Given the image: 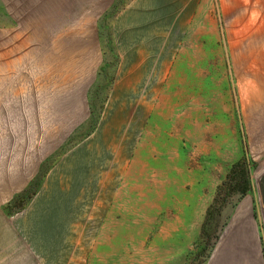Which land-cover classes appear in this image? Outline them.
I'll return each mask as SVG.
<instances>
[{
  "label": "rangeland",
  "instance_id": "1",
  "mask_svg": "<svg viewBox=\"0 0 264 264\" xmlns=\"http://www.w3.org/2000/svg\"><path fill=\"white\" fill-rule=\"evenodd\" d=\"M126 1L117 0L98 21L105 56L85 101L67 91L60 48L54 59L44 47H30L3 68L0 0V264H209L237 207L256 190L264 100L258 70L242 66L261 57L243 20L259 0H193L183 27L172 18L168 29L165 19H150L147 30L162 28L164 35L154 38V83L138 85L132 109L114 104L122 132L104 134L115 114L107 101L120 62L111 22ZM65 20L58 14L59 32ZM41 22L44 35L49 0H42ZM243 169L252 183L241 195ZM52 172L59 180L51 187L74 190L57 197L73 202L67 212L44 203L55 199L44 197ZM112 172L116 180L103 179ZM65 224L75 227H56Z\"/></svg>",
  "mask_w": 264,
  "mask_h": 264
},
{
  "label": "crops",
  "instance_id": "2",
  "mask_svg": "<svg viewBox=\"0 0 264 264\" xmlns=\"http://www.w3.org/2000/svg\"><path fill=\"white\" fill-rule=\"evenodd\" d=\"M116 1L93 0L94 5L90 6V0H86V2L84 0H49L51 27L43 35L41 25L42 0H2L1 53L3 68H12L13 62L20 61L30 47L36 52H41L42 47H44L54 59L60 48L59 50L63 53L61 58L64 60V66L67 69V82H71L70 85L73 86L67 91L78 93L81 100L86 101L88 93L98 83L101 76L100 70L103 67V57L105 56L100 38L101 34L98 30V21ZM82 3V12H74L77 11V6ZM192 3L193 0H128L123 4V7L117 10L118 12L111 22L110 33L120 62L115 70L113 87L107 101L109 102L107 103L109 105L108 111L113 109L115 114H112L113 119H110L112 123L103 126L104 134L122 132L124 123L116 121L120 112L119 114L116 112L114 104L119 101L129 103L132 100L137 101L138 85L148 83L152 85L154 83V38L164 35L162 28L157 30L156 34L154 29L147 30L146 27L150 19L159 21L165 19L168 29L169 20L172 18L183 22V27L187 19V5L190 6ZM255 5L258 12H254L248 19L245 17L243 20L247 22L245 26L251 28L248 36L258 38V43L254 44V46H258L252 51L257 49L261 57L256 62H243L242 68L245 70L256 68L258 70L257 93L259 100H264V43L260 41H264V0H259ZM58 14L70 21L63 24L60 32L57 27ZM74 17L78 19L74 20ZM81 18L89 20V27L74 28L73 21H78ZM6 19H8L7 24ZM10 20L12 21L11 27ZM168 31L165 35L166 38L169 37ZM59 38L60 46L58 44ZM247 74L248 72H243V79H246ZM131 107L133 105L130 103ZM150 107L146 104L145 116ZM87 111L89 113V104ZM130 125L128 127L127 124L124 125L125 131L137 132V128H129ZM114 141V136H112L110 143H114ZM112 145L114 147V144L109 146ZM116 173L112 172L108 178L105 176L103 179L116 180ZM118 175H121L120 170ZM54 179L59 180L57 172H52L49 177L48 185L44 188V197L55 198L56 200L51 199L52 201L47 200L44 203L59 205L60 208L57 209L59 213L67 212L68 209L65 208L71 206L73 202L70 203L71 200L58 199L57 197H72L74 190L51 187L54 184H51ZM249 181L252 183L251 175ZM251 192V194L246 195L247 199H244L241 205L237 207L235 218L219 240L217 251L209 264H264V165L257 179L256 190ZM79 194L89 196L88 191ZM82 203L84 204V202ZM85 204L83 213L85 211L89 214V201L87 200ZM56 227L67 229L75 226L74 224H65Z\"/></svg>",
  "mask_w": 264,
  "mask_h": 264
},
{
  "label": "trees",
  "instance_id": "3",
  "mask_svg": "<svg viewBox=\"0 0 264 264\" xmlns=\"http://www.w3.org/2000/svg\"><path fill=\"white\" fill-rule=\"evenodd\" d=\"M231 169V172L234 173V168ZM241 174H245V178L242 176L241 182L236 186L237 192H241V195H244L249 190V176L248 172H246L244 169L242 170Z\"/></svg>",
  "mask_w": 264,
  "mask_h": 264
}]
</instances>
